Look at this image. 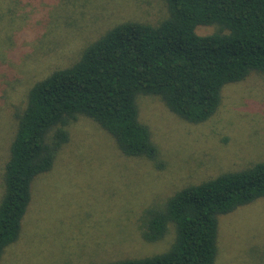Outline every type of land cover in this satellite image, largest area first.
Returning <instances> with one entry per match:
<instances>
[{"label":"rangeland","instance_id":"rangeland-1","mask_svg":"<svg viewBox=\"0 0 264 264\" xmlns=\"http://www.w3.org/2000/svg\"><path fill=\"white\" fill-rule=\"evenodd\" d=\"M164 0H0V202L10 147L31 88L71 66L113 26L156 25ZM200 35L217 26H200ZM139 118L158 157H129L96 122L81 116L53 168L35 178L16 242L0 264H105L161 254L176 230L148 242L147 212L178 191L264 160V76L223 88L217 112L192 123L158 96L138 97ZM215 264H264V198L219 217Z\"/></svg>","mask_w":264,"mask_h":264},{"label":"trees","instance_id":"trees-1","mask_svg":"<svg viewBox=\"0 0 264 264\" xmlns=\"http://www.w3.org/2000/svg\"><path fill=\"white\" fill-rule=\"evenodd\" d=\"M160 23L126 21L87 46L79 60L57 69L30 90L10 147L0 202V262L17 241L32 200V184L49 172L70 140L68 127L92 119L129 157L156 160L158 149L139 118L138 97L158 96L192 122L208 121L223 88L252 72L264 76V0H164ZM200 26H217L209 35ZM264 198V160L178 191L147 212L143 236L172 246L151 257L105 264H215L219 217Z\"/></svg>","mask_w":264,"mask_h":264}]
</instances>
